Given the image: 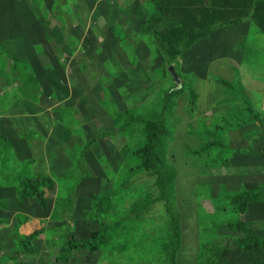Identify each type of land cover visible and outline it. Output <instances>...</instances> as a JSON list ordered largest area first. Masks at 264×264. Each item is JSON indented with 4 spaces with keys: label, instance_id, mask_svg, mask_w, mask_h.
Here are the masks:
<instances>
[{
    "label": "rangeland",
    "instance_id": "rangeland-1",
    "mask_svg": "<svg viewBox=\"0 0 264 264\" xmlns=\"http://www.w3.org/2000/svg\"><path fill=\"white\" fill-rule=\"evenodd\" d=\"M173 1H159L170 10L144 33L149 0H0V264H165L169 218L145 154L146 121L162 112L177 264H203L207 244L223 250L215 264H264V246L239 244L264 239L256 0H229L191 46L185 22L198 5ZM103 219L118 227L108 249H71Z\"/></svg>",
    "mask_w": 264,
    "mask_h": 264
},
{
    "label": "trees",
    "instance_id": "trees-1",
    "mask_svg": "<svg viewBox=\"0 0 264 264\" xmlns=\"http://www.w3.org/2000/svg\"><path fill=\"white\" fill-rule=\"evenodd\" d=\"M154 6V13L150 17L149 21L145 23L143 27V32L146 33V29L149 26L153 25L157 20L163 18L165 16V11L170 10L163 8L160 4V0H149ZM197 3V7L192 10V16L187 18L186 20V28L189 30V41L191 46L194 42L198 41L202 35L206 34L205 29H212L214 26L218 24L220 21V10L229 3V0H195ZM170 5L174 3L173 0L168 2ZM255 9H253V15L256 22L263 28L264 30V0H256L253 4ZM203 27H209L204 28ZM210 29V30H211ZM201 33V36L198 35ZM169 48H165L161 50V53L166 59H169L171 51L174 49V44L169 43ZM188 45L185 47L187 49ZM166 50V51H165ZM165 100L169 102L170 97L172 96V91L165 93ZM169 106L165 103L164 109L168 110ZM129 123H132L134 120L130 117L127 118ZM146 124L151 128L150 133V143L149 146L145 150L146 159L148 161V165L152 169L153 175L155 176V186L158 192V196L156 200L158 202H162L164 204V208H166L168 219V228L169 234L167 237V242L163 246V253L166 256L165 264H177V256L182 250L183 247V227L180 214L174 208V205L171 201L170 193H171V185L172 183L171 176H169L166 167L160 159V147L162 145L161 140L166 135V119L165 113L162 112L160 119L158 120H148ZM95 142V139H92L90 143ZM97 201H104L106 203L103 206L102 202L100 204H96L92 207L91 213H97L98 216L96 218L99 220L103 217H108L107 215V202L105 199L98 198ZM152 198H147V200L140 201L132 205L130 210V217H135L138 220L142 218V212L148 208ZM257 202L259 204H264V185L258 195ZM118 227H114V225L106 219H103L102 222H99L97 230L91 234L90 240H82L81 245L73 242L70 246L71 249L74 250H84L89 249L91 251H105V249L109 248L112 240V235L116 233ZM247 243H253L256 246H264V239L259 236H254L248 234L247 238L241 240L239 244L245 248ZM210 253H217L218 255H223V250L219 246H212L210 244L205 245V253L203 255V264H215L213 257Z\"/></svg>",
    "mask_w": 264,
    "mask_h": 264
},
{
    "label": "water",
    "instance_id": "water-1",
    "mask_svg": "<svg viewBox=\"0 0 264 264\" xmlns=\"http://www.w3.org/2000/svg\"><path fill=\"white\" fill-rule=\"evenodd\" d=\"M171 71H172V69H171Z\"/></svg>",
    "mask_w": 264,
    "mask_h": 264
}]
</instances>
